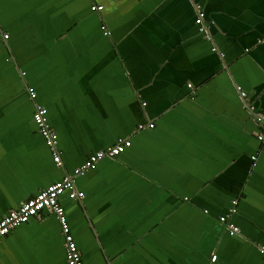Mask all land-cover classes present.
Returning a JSON list of instances; mask_svg holds the SVG:
<instances>
[{
  "label": "crops",
  "instance_id": "0c3cea01",
  "mask_svg": "<svg viewBox=\"0 0 264 264\" xmlns=\"http://www.w3.org/2000/svg\"><path fill=\"white\" fill-rule=\"evenodd\" d=\"M253 111L264 114V0H0V217L130 140L74 178L82 198L59 197L83 264H206L213 252L215 264H264ZM0 264H66L55 214L1 237Z\"/></svg>",
  "mask_w": 264,
  "mask_h": 264
},
{
  "label": "built area",
  "instance_id": "2783aa9c",
  "mask_svg": "<svg viewBox=\"0 0 264 264\" xmlns=\"http://www.w3.org/2000/svg\"><path fill=\"white\" fill-rule=\"evenodd\" d=\"M91 9L100 10L102 9V5H92ZM197 12L198 14L195 18V23H197L200 31H204L203 12L201 10H198ZM101 28L104 30V33H108L104 26ZM3 36L7 37L6 34ZM27 92L31 98L35 97V90L32 87H28ZM240 95L242 98H245V91L240 90ZM245 106L250 110L253 109V106L246 102ZM46 113L47 111L44 106L35 103L32 120L43 137L45 144L52 155L54 163L59 165L61 163V158L57 146V133L49 124ZM253 113L255 114V119L258 121L259 125V129L256 132V138L261 141L264 139V114L255 113L254 111ZM148 126L151 127L152 123H148ZM129 145V138H121L114 145L89 153L83 162L74 167L70 173L65 174L62 179L48 184L38 190L33 196L22 201L15 208L10 209L7 213L0 217V226H6V231H0V238L9 233L16 226L27 222L31 217H38L40 211L44 208H48L55 214L60 224L66 264H83L80 251L70 231L69 224L64 213V208L60 203L59 197L63 193H67L70 199L82 198L84 193L75 187L74 178L88 170L94 169L97 162L103 157L117 156ZM251 158H254V156H251ZM30 206L31 209L34 210H31ZM234 211L235 208L231 207L230 212L232 213ZM218 220L225 225L230 235L238 232V227L232 221L228 220L225 215H220ZM216 258V253H211L206 264H215Z\"/></svg>",
  "mask_w": 264,
  "mask_h": 264
},
{
  "label": "snow or ice",
  "instance_id": "6c2138e0",
  "mask_svg": "<svg viewBox=\"0 0 264 264\" xmlns=\"http://www.w3.org/2000/svg\"><path fill=\"white\" fill-rule=\"evenodd\" d=\"M30 209H31V206H30ZM31 210H34V209H31ZM0 231H6V226H0ZM71 259V257H70Z\"/></svg>",
  "mask_w": 264,
  "mask_h": 264
}]
</instances>
